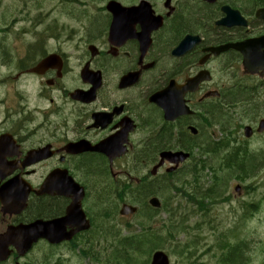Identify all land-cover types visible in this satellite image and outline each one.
<instances>
[{"label": "flooded vegetation", "instance_id": "af4514ba", "mask_svg": "<svg viewBox=\"0 0 264 264\" xmlns=\"http://www.w3.org/2000/svg\"><path fill=\"white\" fill-rule=\"evenodd\" d=\"M144 1L152 11L126 19L119 32L109 35L112 16L105 10L104 20L86 30L81 45L26 46L17 52L19 70L11 77L0 73V233L10 226L52 220L55 235L62 237L55 246L99 245L90 229L72 232L75 226L65 217L72 202L79 199L92 227L107 221L105 198H100L107 183L124 180L128 188L131 181L144 178L147 190L152 184L159 193L183 165L168 172L164 161L152 175L161 153L181 150L195 159L199 145L207 144L199 140L203 131L220 116L210 109L215 98L226 102L232 118L237 106L229 97H249L264 117V77L245 72L244 52L237 48L264 35V21L255 12L264 7L262 0H171L168 7L165 0ZM223 46L228 48L218 54L209 50ZM1 54V65L11 60ZM44 60L45 68L31 72ZM246 79L257 83L252 86ZM75 90L89 95L75 99ZM177 91L185 105L175 111L186 106L190 112L165 119L153 97ZM29 119L39 122L31 128ZM100 143L106 152L86 150ZM30 150H40L37 159L26 157ZM50 174L52 194H37ZM99 177L107 183L96 187ZM9 180L13 183L5 190ZM25 191L23 204L18 198ZM107 192H114L111 184ZM42 244L52 245L39 239L25 254L11 248L0 264H58L57 254L32 255Z\"/></svg>", "mask_w": 264, "mask_h": 264}, {"label": "rangeland", "instance_id": "374dc122", "mask_svg": "<svg viewBox=\"0 0 264 264\" xmlns=\"http://www.w3.org/2000/svg\"><path fill=\"white\" fill-rule=\"evenodd\" d=\"M26 1L30 2V0H0V23L7 27L9 31L8 36L4 40V45H6V50L8 51L10 49L16 50V47H19V40H22L23 43H38V39L36 37L34 38L35 35L26 36L23 37V39L18 37L21 38L18 40L14 29L29 27L30 31H44L45 28L52 23H55L53 24L55 28L52 31L54 34H59V38L47 39L45 43L42 44V47L56 44L62 39H64V41H71L69 43H63L64 46L81 45L82 43L80 41L84 40L86 29L92 27L90 21L93 19V16L97 14L104 15L102 10L98 12L102 0H68L70 2L65 0H33V2H30L31 4H27ZM50 8L54 9L49 11ZM47 11H49L48 14L43 18V12L46 13ZM36 15L38 16V21L35 25H32L31 22ZM19 19H21V22H15L19 21ZM96 19V21L102 20V16L99 15ZM1 49L5 50L4 47H1ZM3 52L4 51H0V54ZM17 57L18 56L15 54L10 57L14 59L10 60L7 58V62L3 65H1L0 61V73L2 72L3 75H5L12 72L16 67L15 61ZM0 59L4 60V55L1 56ZM245 81L247 83L252 82L248 79ZM240 91H242V89ZM231 99L237 100L234 105H238L235 107L234 116L232 118L222 116L223 114L226 115V112H228V109H226V102L216 106V112H219L220 116L217 115L215 117L211 126L203 131L199 140L200 143L206 141L208 147L225 139L232 140L233 144L229 142V146L222 149L219 154L208 152L205 159H203L204 157L199 153L193 157L198 159V157L201 156L200 158L205 160L207 164L209 163L208 165L215 170L213 171L209 169V167H206L199 172L201 177H199L197 182L200 186L207 187L211 183V180H214L212 175L214 172L221 178L226 177V179L221 180L222 191L220 192V196L213 200L215 203L211 205L210 212L198 218L194 213H191L192 207H194L193 204L189 202L187 205L185 198L175 194L176 192L172 187L169 194L172 195L170 199L173 202L171 207H173L174 210H172V212L174 211L177 216L176 218L184 219V225H182L185 226L184 230H180L181 227L177 229L176 226L167 221V211L164 208L162 210H150L149 207L142 204L141 211L136 215L128 218H121L119 221H116V219L112 217L113 213H115V209L111 211L109 207L104 206L107 211L104 212L105 219H109L108 216L110 218L112 217L111 229L115 230L113 228L115 225L116 234L113 233L111 236L104 239V234L99 232L97 235V237H99V245L81 246L80 248H76L73 252L63 248L54 251L53 249H45V247H37L32 252V255L43 256L49 253L57 254L61 256L60 261H62L61 263L59 261L58 264H118L116 260L114 263L115 257H128L127 259L129 262L126 264H149L153 251L151 250L149 253H146L149 248L148 246H144L142 248V253H139L130 250L131 245H124L126 250L125 253L130 251V254L124 255L123 245H120V239L124 236H128L129 233H138V229H144V225H148L151 221L155 220L156 226L158 224L160 226L157 232L162 235L161 238H159L157 248L164 250L165 253L169 255L171 264L218 263L217 261H221L223 256L217 249L216 243H218L221 238H227L233 245L239 244L236 246L241 248L238 250L240 252V257L238 263L236 262L234 264H264V136L244 139L241 132L242 128H237L235 134H230L234 131L235 124L239 125L241 115L245 114L244 110L249 109L247 102L243 101L242 98L231 96L228 100ZM261 101H263V99H261ZM231 120H233L232 123H230ZM251 121H253V119L250 117L242 118L240 119V125L252 123ZM221 128H223L224 131H222ZM237 146H242L243 149L247 150V153L253 156V170L249 171L247 176H244L238 175L236 172H219L214 169L215 165H220L221 162L227 158L228 153ZM182 167H186V165ZM176 179L177 177L174 182H177L176 184L178 186L181 185L184 180L183 174H181L177 181ZM94 180L96 186L98 182L97 178ZM235 184H240L242 186L239 196L236 195L233 190ZM196 192L198 191L195 190L193 194ZM104 194H106V192H104ZM198 194L196 193L195 196L199 197L202 193H200L199 196ZM160 195L161 196L158 195L159 198L163 200L167 198L168 191L163 192L160 189ZM108 197L109 194L105 197V203L110 202V208L119 207L118 202H115L113 196H111V200H109ZM225 197H228V199L226 200ZM201 198L204 199V197ZM247 203H252L255 206L248 207ZM137 206L139 205L137 204ZM182 206H186L184 210ZM107 213H109L108 216ZM146 218H149L147 222L145 221ZM195 221L202 224L201 228L195 227ZM101 224L103 226L104 223L101 222ZM170 225L173 227L171 237L167 235L166 231ZM196 234L203 238H196ZM84 249L88 250L85 256L81 252ZM229 256L230 253H228L219 264H223V261L228 260Z\"/></svg>", "mask_w": 264, "mask_h": 264}, {"label": "trees", "instance_id": "16d2710c", "mask_svg": "<svg viewBox=\"0 0 264 264\" xmlns=\"http://www.w3.org/2000/svg\"><path fill=\"white\" fill-rule=\"evenodd\" d=\"M262 2L264 3V0H262ZM97 20V19H96ZM94 22V24L92 25V29H94V26H95V23L98 22V24L101 22V21H96ZM213 112H216L215 110ZM227 143H214L212 144V146L207 149H202L203 152L205 153H214V154H219L222 149L224 147H226ZM209 149V150H208ZM208 150V151H207ZM241 149H238V150H232L228 153V156L225 160H223L221 162L220 165H215V168L217 171L221 172H225V171H229L230 173L232 172H236L238 175H244V176H247V174L249 173V171H252L253 168H252V162L254 161V158H252L253 156L250 154V153H247V150L246 149H242V151L240 152ZM205 161L203 162H200L201 165H200V169H203L205 167ZM209 164V163H208ZM208 164H206L209 169L213 170L211 166H209ZM92 167L96 168L97 166L95 165H88V168L92 169ZM191 170V173H192V178L193 180L196 182V180H198V170H197V164L195 166H193ZM215 171V170H213ZM215 174V172H214ZM213 179L212 180L213 182H211L207 187H203V186H200V185H196L194 188H192V193H191V197L194 198L196 201L197 199L201 198V197H204V199H210V198H213V197H216L218 195H220V192L222 191V181L223 179H226V177H223L221 178L219 175L215 174L213 175ZM144 190V189H143ZM197 190L200 193L201 196H199L198 192H196L198 194L199 197L195 196L194 191ZM161 191L163 192H167V189L165 187H161ZM137 198L138 199H141V196L137 195ZM202 199V198H201ZM198 204L201 208V210H204V206L201 205L202 202L198 201ZM111 206V205H110ZM109 206V207H110ZM141 234H143L142 236H139L140 239L142 240L141 241V244H140V247H137V243L135 241H133V239H136L138 236L137 235H134V237L130 238V242L129 244L131 245L130 246V250H132L133 252H138V251H141L143 250L142 248L144 246H150L151 243H153L154 241H150L151 243L149 242H146L145 240H155V238H150V237H160L159 234H155L153 230H151L150 228H146ZM150 238V239H149ZM238 245V244H236ZM236 245H233L229 242V240H227V238H225L223 240H221V243H220V246L222 248H225L227 253L223 254L225 257L227 256L228 253H230V256L228 257V260H224L223 261V264H234V263H238V260H239V257H240V252L238 250H240L241 248L240 247H237ZM123 250L125 253V248H124V245H123ZM128 258V257H127Z\"/></svg>", "mask_w": 264, "mask_h": 264}, {"label": "water", "instance_id": "95a60500", "mask_svg": "<svg viewBox=\"0 0 264 264\" xmlns=\"http://www.w3.org/2000/svg\"><path fill=\"white\" fill-rule=\"evenodd\" d=\"M115 6L119 7L117 4H115L114 6H112L110 8V11L113 13V27L112 28H116V24H118V22L120 21V17L121 15L125 14L126 10H123V9H120V8H116ZM134 13V10H132V8L128 11L127 14H133ZM257 15L259 17H262L264 18V9L262 10H259L257 11ZM264 55V53H263ZM250 61V60H249ZM248 60L245 61V67L248 68L249 72L251 73H255L256 70L258 69H263L264 71V56H260L259 55V58L257 59V61H254V62H249ZM250 63L252 65H250ZM250 65V66H249ZM165 111H169V109H166L165 108ZM264 129V120H262L259 124V127L256 131L260 132L261 130ZM251 128L249 126H246L244 128V134L245 136H250L251 135ZM163 157H165L166 159L170 160L171 162H176V164L180 161H183L187 156L188 154L186 153H182V152H175V153H172V152H166V153H163L162 154ZM235 190H239V186H236L235 187ZM150 203L153 205V206H158L159 203H158V200L156 198H152L150 200ZM135 211V208L131 207V206H126L124 205L123 208H122V211L121 213H127V212H134ZM151 264H168V259H167V256L164 255V253L162 251H156L154 254H153V257H152V262Z\"/></svg>", "mask_w": 264, "mask_h": 264}, {"label": "bare ground", "instance_id": "6f19581e", "mask_svg": "<svg viewBox=\"0 0 264 264\" xmlns=\"http://www.w3.org/2000/svg\"><path fill=\"white\" fill-rule=\"evenodd\" d=\"M54 6H55V5H54ZM1 56H3V55L0 54V57H1ZM244 95H245V94H244ZM244 95H243V96H244ZM224 116H226V115H224ZM203 148H204V149H207V148H208V143L206 144V146H200V145H199V147H198L199 150H200V149H203ZM209 148H210V147H209ZM208 150H209V149H208ZM208 150H207V151H208ZM203 157H204L203 159H205V158H206V155H204ZM89 166H90V165H89ZM84 167H85V168H88V165H84ZM96 168H98V167H96ZM96 168L92 167V169H94V170H95ZM88 169H90V168H88ZM91 172H93V171L91 170ZM241 175H242V174H241ZM97 181H98V182H97V185H96L97 187L104 186V185L107 183V180H106L104 177H99V178H97ZM94 184H95V183H94ZM107 189H108V183H107V185H106V189H105V188L102 189V190H104V191L106 192V194H104V192H103V193L100 195V198H105V197L108 195V194H107V193H108V192H107ZM110 205H111V203L108 202V203H105L104 206L109 207ZM104 206H103V210H104V212H107V211L105 210ZM113 209H115V208H113V207L110 208V207H109V210L112 211ZM111 211H110V212H111ZM108 214H109V213H107V216H108ZM108 218H109V216H108Z\"/></svg>", "mask_w": 264, "mask_h": 264}]
</instances>
